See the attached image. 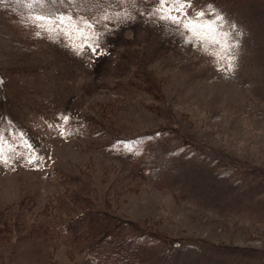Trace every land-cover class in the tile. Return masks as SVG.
<instances>
[{"label":"rangeland","instance_id":"obj_1","mask_svg":"<svg viewBox=\"0 0 264 264\" xmlns=\"http://www.w3.org/2000/svg\"><path fill=\"white\" fill-rule=\"evenodd\" d=\"M51 3L0 0V264H264V0Z\"/></svg>","mask_w":264,"mask_h":264},{"label":"trees","instance_id":"obj_2","mask_svg":"<svg viewBox=\"0 0 264 264\" xmlns=\"http://www.w3.org/2000/svg\"><path fill=\"white\" fill-rule=\"evenodd\" d=\"M107 0H52L48 10L54 13L69 12L71 14L81 12L91 15L99 12V5L106 3ZM80 3V5L77 4ZM50 3V2H49ZM2 225H0L1 228Z\"/></svg>","mask_w":264,"mask_h":264},{"label":"snow or ice","instance_id":"obj_3","mask_svg":"<svg viewBox=\"0 0 264 264\" xmlns=\"http://www.w3.org/2000/svg\"><path fill=\"white\" fill-rule=\"evenodd\" d=\"M17 2L19 3H24L25 0H17ZM172 2H179L180 3V9H183L184 6V0H160L161 4H165V3H172ZM29 7H31V3H29ZM179 11V10H178ZM181 15H183V13L181 12ZM201 16L204 15V13H200ZM169 20H171L173 23H175L178 27H185L187 28L188 25L184 23V21L181 19L180 15H171V13H166L165 17ZM218 19H222L221 17H217ZM36 19H42V17H36ZM211 29L212 32V36L209 39V42L212 44H219L221 45V48L224 52H227L228 50V44H227V34L224 33L221 35L222 33V24L221 25H217L215 27L209 25L207 26Z\"/></svg>","mask_w":264,"mask_h":264}]
</instances>
